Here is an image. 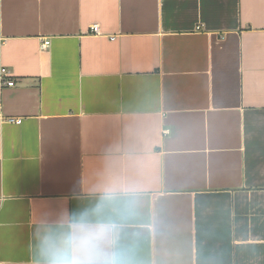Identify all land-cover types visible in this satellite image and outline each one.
<instances>
[{
  "label": "crops",
  "instance_id": "crops-1",
  "mask_svg": "<svg viewBox=\"0 0 264 264\" xmlns=\"http://www.w3.org/2000/svg\"><path fill=\"white\" fill-rule=\"evenodd\" d=\"M0 63V264L83 212L121 264H264V0H0Z\"/></svg>",
  "mask_w": 264,
  "mask_h": 264
},
{
  "label": "clouds",
  "instance_id": "clouds-1",
  "mask_svg": "<svg viewBox=\"0 0 264 264\" xmlns=\"http://www.w3.org/2000/svg\"><path fill=\"white\" fill-rule=\"evenodd\" d=\"M68 233L47 229L40 236L41 264H121L120 253L111 245L115 233L109 227L89 222V213L76 218Z\"/></svg>",
  "mask_w": 264,
  "mask_h": 264
},
{
  "label": "built area",
  "instance_id": "built-area-1",
  "mask_svg": "<svg viewBox=\"0 0 264 264\" xmlns=\"http://www.w3.org/2000/svg\"><path fill=\"white\" fill-rule=\"evenodd\" d=\"M91 31L94 34H101L100 26L98 24H94L91 27ZM49 43H50V40H48V39L44 40L42 45H41L42 48H46L49 45ZM0 81L2 82V84L4 86H14V84H15L14 80L10 76L8 69L5 66H3L1 63H0ZM0 120L13 122V123H21L22 118L21 117H5L0 112ZM166 132H168V131H166Z\"/></svg>",
  "mask_w": 264,
  "mask_h": 264
}]
</instances>
